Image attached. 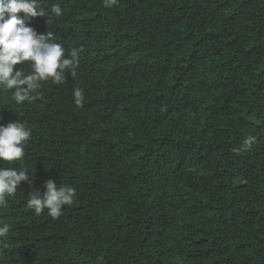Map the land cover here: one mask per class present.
Wrapping results in <instances>:
<instances>
[{
  "label": "trees",
  "instance_id": "1",
  "mask_svg": "<svg viewBox=\"0 0 264 264\" xmlns=\"http://www.w3.org/2000/svg\"><path fill=\"white\" fill-rule=\"evenodd\" d=\"M40 3L64 14L29 26L80 65L32 104L0 90V124L32 130L0 160L32 178L0 208V264H264V0ZM48 179L76 189L58 219L27 207Z\"/></svg>",
  "mask_w": 264,
  "mask_h": 264
},
{
  "label": "clouds",
  "instance_id": "2",
  "mask_svg": "<svg viewBox=\"0 0 264 264\" xmlns=\"http://www.w3.org/2000/svg\"><path fill=\"white\" fill-rule=\"evenodd\" d=\"M105 8L116 6L119 0H102ZM55 17L64 13L59 4L45 10L40 0H0V90H12V98L17 105L43 99V83L51 80L54 84H63L70 73L73 78L78 74L79 52L73 49L66 55L63 45L56 42L54 33L47 31L38 34L29 26L32 18ZM23 13V16L19 15ZM47 20V23H48ZM25 62H29L25 65ZM23 64L29 69L24 74ZM74 104L83 107L85 94L81 88L73 89ZM32 136V130L20 120L0 124V160L22 161L25 148ZM255 137L244 140L245 147H251ZM22 182L32 184V178L26 168L0 167V208L6 206L10 197H14ZM46 191L30 192L27 207L37 216L47 210V215L58 219L64 206H71L77 196L76 189L70 185L59 184L48 179L43 186ZM10 225L0 226V240H6Z\"/></svg>",
  "mask_w": 264,
  "mask_h": 264
}]
</instances>
